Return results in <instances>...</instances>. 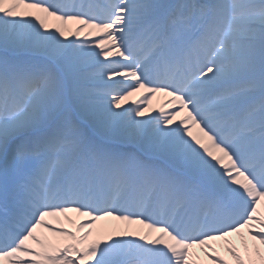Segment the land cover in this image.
I'll use <instances>...</instances> for the list:
<instances>
[{
	"label": "snow or ice",
	"instance_id": "obj_1",
	"mask_svg": "<svg viewBox=\"0 0 264 264\" xmlns=\"http://www.w3.org/2000/svg\"><path fill=\"white\" fill-rule=\"evenodd\" d=\"M0 264H264V0H0Z\"/></svg>",
	"mask_w": 264,
	"mask_h": 264
},
{
	"label": "bare ground",
	"instance_id": "obj_2",
	"mask_svg": "<svg viewBox=\"0 0 264 264\" xmlns=\"http://www.w3.org/2000/svg\"><path fill=\"white\" fill-rule=\"evenodd\" d=\"M69 38L71 39L72 37H69ZM138 97H140L139 94H138L137 96L132 97L131 99H139ZM162 99H163L162 97H157L156 99H154V100H153V108L157 107L158 104H159V102L162 101ZM125 106H128V105H125ZM153 113L156 114L155 112H153ZM73 218H74V219H79V218H77V217H75V216H73ZM109 223H115V222H112V221H101V222H99L98 227H99V226H102V225H104V224H109ZM66 227H68V225H66Z\"/></svg>",
	"mask_w": 264,
	"mask_h": 264
},
{
	"label": "rangeland",
	"instance_id": "obj_3",
	"mask_svg": "<svg viewBox=\"0 0 264 264\" xmlns=\"http://www.w3.org/2000/svg\"><path fill=\"white\" fill-rule=\"evenodd\" d=\"M70 27H71V25H70ZM82 35V37H83V34H81ZM138 98H141V97H138ZM153 115H155L154 113H152Z\"/></svg>",
	"mask_w": 264,
	"mask_h": 264
}]
</instances>
